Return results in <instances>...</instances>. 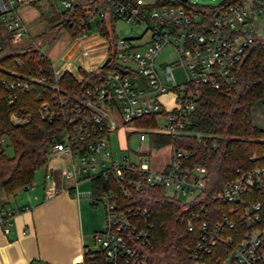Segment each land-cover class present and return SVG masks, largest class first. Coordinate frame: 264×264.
I'll return each instance as SVG.
<instances>
[{"label":"built area","instance_id":"built-area-1","mask_svg":"<svg viewBox=\"0 0 264 264\" xmlns=\"http://www.w3.org/2000/svg\"><path fill=\"white\" fill-rule=\"evenodd\" d=\"M32 0H0V46L2 31L8 32L13 41L23 33L18 6ZM62 7L72 0H59ZM132 21L142 26L138 35L117 37L109 42L101 36L96 24L109 17ZM113 20V21H114ZM112 21V22H113ZM65 50L55 61L48 58L44 69L37 67L34 74L18 77L9 87L24 90L31 83L49 85L51 100H43L38 107L40 117L63 120V128L51 143L50 152H57L64 161L62 176L73 179L70 189L74 195L85 196L90 203L100 201L104 209V224L92 233L97 245H82L88 253V261L82 256L69 264H147L151 248L148 214L144 208L121 206L111 188L92 193L91 189L79 192L77 184L94 176L120 179L126 170L142 173L147 184H159L164 194L179 197L183 201L205 195L208 200L229 202L228 212L212 223L199 219L200 233L191 246L189 256L194 264H258L264 262V224L260 223L257 201H247L243 195L264 174L263 167L236 169V176L218 190L207 192L204 188L205 168L199 164L182 166V160L190 150L171 143L168 163L160 170L147 165L148 149L138 146L135 160L126 154L112 152L108 134L118 126L137 132L141 143L150 135L184 132L189 125L199 95L200 85L218 88L233 78V66L254 37L264 38V0H239L229 2L214 10L208 19L195 10L181 5L145 2L143 0H102L92 7L82 8V17ZM94 27L96 41H90ZM113 29V24H112ZM147 33V38L140 40ZM101 42L104 46L94 48ZM165 44L172 46L175 59L171 63L155 64L154 58ZM73 54V55H71ZM108 60L100 66L104 58ZM93 65L81 64L80 60H94ZM180 69L181 78L176 80L172 68ZM104 68L101 81L90 83L78 92L57 84V78L66 72L77 81L82 79L80 69L96 71ZM165 95H169L165 97ZM153 114L151 125L133 124V118ZM16 112L9 114L12 123L26 121ZM161 123L158 125L157 120ZM200 137L199 132H194ZM120 149L126 150L125 146ZM136 185V182H133ZM27 184L24 188H31ZM51 171L43 174V197L58 192ZM206 211L204 203L188 211L193 217ZM14 211L0 210V226L6 232L11 225ZM237 222L243 231L237 232ZM187 229H191L188 221ZM230 230V232H227ZM223 246L215 262H207L215 244ZM99 255L100 257H98ZM97 256V258H95ZM27 264H43L38 260Z\"/></svg>","mask_w":264,"mask_h":264},{"label":"trees","instance_id":"trees-1","mask_svg":"<svg viewBox=\"0 0 264 264\" xmlns=\"http://www.w3.org/2000/svg\"><path fill=\"white\" fill-rule=\"evenodd\" d=\"M38 1L41 2L37 3ZM154 1L159 4L181 5L209 19L216 8L239 0H221L215 5H199L187 0ZM101 2L102 0H72L69 6L58 10L54 0L30 1L38 8V16L45 22L43 30L33 38H37L40 44L53 39L63 29L72 34L82 17V8ZM113 20L110 16L107 21L102 20L96 24L99 34L109 42L116 38L112 29ZM12 43L11 35L3 30L0 46V190L5 193L31 183L34 170L46 165L50 145L64 126L59 117L47 120L38 113L40 102L51 100L48 84L32 82L31 87L26 90L9 87L18 77L34 74L38 66L45 73L48 62L37 47L28 45L16 49ZM263 44L264 38L254 37L235 61L230 81L218 88L199 86L197 103L184 132L159 133L152 137L154 146L171 143L190 150V155L182 160V166H204V188L207 192L218 190L233 179L237 174L236 169L264 168V128L252 120L251 113L256 102H264ZM79 71L82 74L81 80L77 81L63 72L57 78V84L72 93L78 92L90 83L101 81L104 68ZM11 112L26 117V121L12 123L9 120ZM153 118V114L133 118V124L151 125ZM194 132H199L201 136L196 137ZM3 139L10 147L9 154L3 149ZM89 181L92 193L111 188L121 206L145 209L150 224L151 243L147 264H194L189 251L200 233L199 219L212 223L231 207L229 202L218 199L206 202L205 195H197L189 201L165 195L162 185L145 183L142 173L134 170H126L120 179L94 176ZM243 199L259 202V221L264 224V174L247 189ZM200 202L205 204L206 211L199 216H189L188 211L195 209ZM188 221L191 223L190 230L187 229ZM236 227L241 234L243 226L237 222ZM220 251L223 254V246L215 244L209 254L205 255V260L215 262ZM82 258L88 261V253H83Z\"/></svg>","mask_w":264,"mask_h":264},{"label":"crops","instance_id":"crops-1","mask_svg":"<svg viewBox=\"0 0 264 264\" xmlns=\"http://www.w3.org/2000/svg\"><path fill=\"white\" fill-rule=\"evenodd\" d=\"M149 137L152 141L153 135ZM51 158L57 164H52ZM63 164L57 152H50L43 170L51 171L59 190L49 198L43 197L42 181L40 188L31 181V188L18 187L10 193L0 190V210L14 211L7 231L3 232L0 226V264H27L34 260L43 264H69L81 259L87 230L80 221V196L76 197L70 189L73 179L60 173ZM87 181L90 184L89 180L78 184Z\"/></svg>","mask_w":264,"mask_h":264},{"label":"rangeland","instance_id":"rangeland-1","mask_svg":"<svg viewBox=\"0 0 264 264\" xmlns=\"http://www.w3.org/2000/svg\"><path fill=\"white\" fill-rule=\"evenodd\" d=\"M145 2H152L154 0H143ZM173 1V0H169ZM221 0H187L189 3H196L199 5H215L219 3ZM38 1L37 3H40ZM55 7L58 10H61V4L59 0H54ZM39 8L41 5L39 4ZM17 12L22 22L23 26V33L21 36L17 37L12 46L16 49H21L22 47L31 45L37 47L38 50L49 60L55 61L59 54L63 52L66 46L69 43L71 38L69 32L65 29L60 30L56 37L53 39L44 41L43 43L39 44L37 38H33L36 34L43 30L45 26L44 20L40 19L38 16V8L28 2L23 3L17 8ZM113 30L114 34L117 37H125V36H136L138 35L141 30L142 26L133 23L132 21L122 20V19H115L113 22ZM90 33H92V37L90 40L95 41L98 39L97 36L94 35L95 29L91 27ZM147 33H144L140 40L147 38ZM106 43L101 42L100 44L96 45L94 48L99 49L101 46H104ZM264 45V44H263ZM73 55V54H71ZM175 59V54L173 48L169 44H165L161 47L158 51L157 55L154 58L155 64L161 63H171ZM81 64L85 63L86 65H93L95 64L93 60H80ZM172 72L176 78L179 80L181 78L180 69L175 66L172 68ZM169 95H165L168 97ZM252 120L259 125L260 127L264 128V102H256L252 107ZM161 120H157V124L159 125ZM126 127L118 126L115 128L114 131L109 132L108 134V142L112 152H115L119 155L126 154L127 158L131 161L135 160L134 150L138 148V146H145L148 149L147 154V165L152 170H160L169 160V153L170 148L168 145L158 146L155 147L148 136L147 139L142 141L141 143L137 139V132L130 131L129 124L125 125ZM3 149L6 153H10V147L6 144V140L3 139L2 142ZM125 146L127 149L122 150L121 147ZM52 164H57L56 159H52ZM43 167H38L33 172L32 182L36 183V187L40 188L41 181L43 182ZM43 184V183H42ZM77 190L79 192H84L90 190L89 182H82L77 185ZM78 209L80 214V221L83 225L84 229L87 230L86 234L84 235V242L90 248H96L97 245L93 243L92 237H90V233L92 230H99L103 227L104 224V209L103 205L100 201H95L94 203H90L87 197L80 196Z\"/></svg>","mask_w":264,"mask_h":264},{"label":"water","instance_id":"water-1","mask_svg":"<svg viewBox=\"0 0 264 264\" xmlns=\"http://www.w3.org/2000/svg\"><path fill=\"white\" fill-rule=\"evenodd\" d=\"M108 56H106L105 58H104V60L102 61V63L100 64V66H103L105 63H106V61L108 60Z\"/></svg>","mask_w":264,"mask_h":264}]
</instances>
